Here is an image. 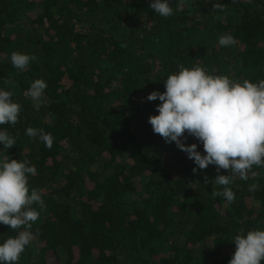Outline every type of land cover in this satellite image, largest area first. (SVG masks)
<instances>
[{
	"label": "trees",
	"instance_id": "16d2710c",
	"mask_svg": "<svg viewBox=\"0 0 264 264\" xmlns=\"http://www.w3.org/2000/svg\"><path fill=\"white\" fill-rule=\"evenodd\" d=\"M0 264H264V0H0Z\"/></svg>",
	"mask_w": 264,
	"mask_h": 264
}]
</instances>
